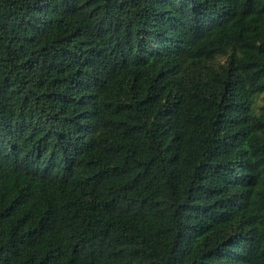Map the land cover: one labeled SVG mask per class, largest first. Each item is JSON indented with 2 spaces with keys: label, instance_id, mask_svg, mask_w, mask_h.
I'll use <instances>...</instances> for the list:
<instances>
[{
  "label": "trees",
  "instance_id": "1",
  "mask_svg": "<svg viewBox=\"0 0 264 264\" xmlns=\"http://www.w3.org/2000/svg\"><path fill=\"white\" fill-rule=\"evenodd\" d=\"M264 0H0V264H264Z\"/></svg>",
  "mask_w": 264,
  "mask_h": 264
},
{
  "label": "rangeland",
  "instance_id": "2",
  "mask_svg": "<svg viewBox=\"0 0 264 264\" xmlns=\"http://www.w3.org/2000/svg\"><path fill=\"white\" fill-rule=\"evenodd\" d=\"M263 102H264V95L256 96L254 104L251 107V112L252 113H258Z\"/></svg>",
  "mask_w": 264,
  "mask_h": 264
}]
</instances>
